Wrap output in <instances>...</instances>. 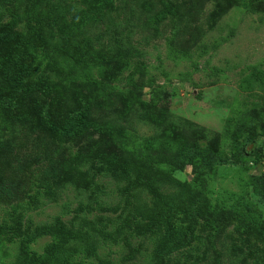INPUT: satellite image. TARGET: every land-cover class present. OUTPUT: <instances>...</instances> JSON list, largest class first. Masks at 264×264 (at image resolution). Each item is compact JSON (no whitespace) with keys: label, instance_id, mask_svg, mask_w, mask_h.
Listing matches in <instances>:
<instances>
[{"label":"rangeland","instance_id":"1","mask_svg":"<svg viewBox=\"0 0 264 264\" xmlns=\"http://www.w3.org/2000/svg\"><path fill=\"white\" fill-rule=\"evenodd\" d=\"M262 195L264 0H0V264H264Z\"/></svg>","mask_w":264,"mask_h":264},{"label":"trees","instance_id":"2","mask_svg":"<svg viewBox=\"0 0 264 264\" xmlns=\"http://www.w3.org/2000/svg\"><path fill=\"white\" fill-rule=\"evenodd\" d=\"M3 103L5 105H8V104H10V100L7 98H4ZM260 200H262V202H264V195L260 196ZM224 216L226 218L233 219V220H241V219L249 220L250 219L249 215H246V213H244V211L240 210V209H231L227 213H225ZM207 218L208 219L211 218V220H212L213 217L210 215Z\"/></svg>","mask_w":264,"mask_h":264}]
</instances>
